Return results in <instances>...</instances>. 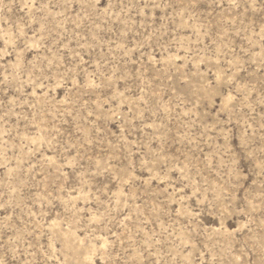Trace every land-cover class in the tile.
Segmentation results:
<instances>
[{
	"label": "rangeland",
	"instance_id": "374dc122",
	"mask_svg": "<svg viewBox=\"0 0 264 264\" xmlns=\"http://www.w3.org/2000/svg\"><path fill=\"white\" fill-rule=\"evenodd\" d=\"M0 264H264V0H0Z\"/></svg>",
	"mask_w": 264,
	"mask_h": 264
},
{
	"label": "bare ground",
	"instance_id": "6f19581e",
	"mask_svg": "<svg viewBox=\"0 0 264 264\" xmlns=\"http://www.w3.org/2000/svg\"><path fill=\"white\" fill-rule=\"evenodd\" d=\"M224 100V99H223ZM227 100L225 99L224 102H226ZM223 102V103H224ZM62 236V240H63V244H64V250L67 254L72 253V255H78L80 254V248L78 246H74L73 245V240H75L76 238L70 234L69 232H59ZM75 242V241H74ZM84 249V248H83ZM95 247L94 245H89L87 248H85V254L84 255H88L90 252L94 251ZM71 255V256H72ZM83 256V255H82Z\"/></svg>",
	"mask_w": 264,
	"mask_h": 264
}]
</instances>
